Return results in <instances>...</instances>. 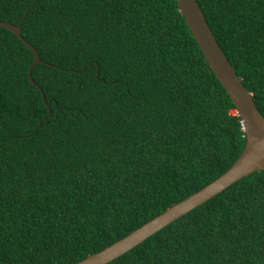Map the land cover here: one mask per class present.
<instances>
[{
	"label": "trees",
	"instance_id": "trees-1",
	"mask_svg": "<svg viewBox=\"0 0 264 264\" xmlns=\"http://www.w3.org/2000/svg\"><path fill=\"white\" fill-rule=\"evenodd\" d=\"M264 116V0H197ZM0 264H76L224 174L246 136L176 0H0ZM108 264H264V170Z\"/></svg>",
	"mask_w": 264,
	"mask_h": 264
},
{
	"label": "water",
	"instance_id": "water-1",
	"mask_svg": "<svg viewBox=\"0 0 264 264\" xmlns=\"http://www.w3.org/2000/svg\"><path fill=\"white\" fill-rule=\"evenodd\" d=\"M176 1L193 38L200 47L210 68L235 104L237 113L241 116L247 139L246 146L237 161L219 178L169 207L123 239L106 247L101 252L89 255L76 264H108L142 244L182 216L224 192L238 180L248 177L254 172L264 170V116L257 108L253 94L245 87L243 79L238 76L235 67L221 48L199 2L197 0ZM0 27L10 30L33 51L34 60L29 68V79L40 90L43 101L49 109V115H51V103L47 101L43 89L32 76L33 68L43 62L40 53L22 35V22L15 25L0 21Z\"/></svg>",
	"mask_w": 264,
	"mask_h": 264
}]
</instances>
